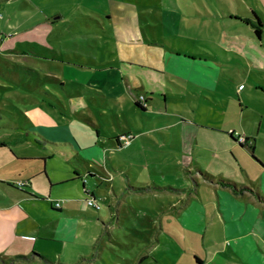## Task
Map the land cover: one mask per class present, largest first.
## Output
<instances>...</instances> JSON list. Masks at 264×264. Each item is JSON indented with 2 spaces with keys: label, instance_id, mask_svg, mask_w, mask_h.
I'll list each match as a JSON object with an SVG mask.
<instances>
[{
  "label": "rangeland",
  "instance_id": "374dc122",
  "mask_svg": "<svg viewBox=\"0 0 264 264\" xmlns=\"http://www.w3.org/2000/svg\"><path fill=\"white\" fill-rule=\"evenodd\" d=\"M152 1L129 0L143 12L137 18L133 7L124 5L130 19L107 14L109 0H0V179L20 181L26 162L15 158L24 155L46 157L54 182L78 171V160L59 156L28 134L29 125L47 127L48 116L58 120L63 107L69 113L106 112L103 136L121 127L131 131L115 138L122 148L109 155L108 171L93 162L106 180L93 182L95 198L78 182L70 185L78 188L79 199L72 202L83 213L73 237H50L54 225L46 223L45 206L38 204L35 215L18 223V229L42 237L24 257L9 254L8 243H0V264H137L145 238L160 241L144 264H194L193 252L203 264H241L225 246L211 199L220 180L235 181L249 196L252 180L259 184L260 166L252 155L264 163V42L253 46L252 31L229 18V12L235 15L244 5L253 6V0H240L244 5L238 0ZM187 6L203 16H184ZM139 24L150 42L132 34ZM155 41L199 49L194 60L186 58L189 63H175L190 79L165 82V101L150 100L136 86L148 83L138 67L118 62L143 65L155 74L162 59ZM126 94L146 112L129 110ZM111 97L119 98L120 108ZM129 111L132 115L126 116ZM177 116L185 122L173 124ZM91 197L93 205L87 202ZM191 199L207 215L202 213L195 229L179 220L187 218ZM6 205L0 198V207ZM30 254L40 257L24 259Z\"/></svg>",
  "mask_w": 264,
  "mask_h": 264
},
{
  "label": "crops",
  "instance_id": "0c3cea01",
  "mask_svg": "<svg viewBox=\"0 0 264 264\" xmlns=\"http://www.w3.org/2000/svg\"><path fill=\"white\" fill-rule=\"evenodd\" d=\"M155 1L158 2V0ZM257 1L261 3L263 9L259 7ZM111 2L113 3L111 4ZM238 2L243 4L240 0H238ZM151 3L152 5L154 4L152 0ZM109 4L110 8L106 13L112 15V12H115V17L117 18L119 15H123V17L133 19L130 11L123 13L124 10H122V8H124V5L132 6L133 11L137 14V18H140L143 13L137 10V3H131L129 0H109ZM157 4L158 3H156V5ZM141 5L145 6L146 4ZM203 7L205 6L203 5ZM205 13L207 17L212 15L211 12L208 11ZM231 14L232 13L229 12L231 24L235 23L237 25H242L246 30L252 31L253 35H250L253 43L252 45L258 44L257 47H261L262 42H264V0H253V6L249 5L246 7L244 5L243 10H239L235 15ZM183 15L185 16V14ZM106 16L109 18L108 15ZM197 16L203 15L196 9L195 12L188 14V17ZM254 17H257L261 23V32L259 35H256L254 32L255 27L252 25L255 23ZM138 29L139 30H133L132 34L141 36L144 41L150 42L144 37L140 24L138 25ZM154 43L160 45L159 49L162 51V59L160 62L161 70L154 72L155 74H153L152 69L143 65L126 64L121 59H119L118 62L124 66L132 65L138 67L140 71L146 74V81L148 83H145L143 86L137 82L136 86L146 91L147 94H150L152 96L150 100H153L154 97L157 96V98H163L165 101L167 90L164 91L161 89L165 87L163 86L166 84L165 82L175 85V78L185 82H188L190 79L189 73L181 71V67H178V65L175 66V63L178 62L180 65L184 64L182 62L189 63L190 61H187V59L194 60V55L199 49L195 51V49L190 46L189 50H186L183 46L180 47L183 51H180V48H176L177 46L175 43L171 46L172 48L169 47V43L164 44L156 41ZM217 47L221 49L219 45H217ZM205 55L208 54L205 53ZM208 56L215 59L212 54ZM169 71H171L169 73L171 75L170 78L167 76ZM66 95L68 98L74 96L73 94ZM127 98V107L129 106V110L132 111V107H134L142 113L146 112L147 109L142 111L137 108L135 102L132 105L129 95H127ZM110 100L112 103L117 104L116 108H120L118 106L120 102L119 98L111 97ZM125 101L126 100H124V102ZM164 108L167 110L165 106ZM82 110L83 109H81V111ZM81 111L75 109L74 112L69 113L68 110L63 107L60 111V118L58 120L48 116V121H46L47 127L42 125H38L37 127L29 125L31 132H28V134L37 138L35 141L39 140L42 144L54 150L59 156L62 157L68 154L78 160L81 167L78 168L77 172L72 171V174L68 176L69 178L63 175L54 182L50 174H48L46 157H31L24 155L21 156L23 158L17 157L15 159H21L26 162V166L23 167L24 173L22 175L20 174L18 179L27 182V186L19 189L14 185L20 181L14 182L11 179H0V198L7 200V205L0 207V243H8L7 251L9 254L16 253L23 256L27 253V249H34V241L38 239V237H42H34L32 234L28 235L18 229V223H26L32 215H35L38 204H43V206H45L43 210L44 212L46 211L48 215L45 216L46 223L54 225L53 230H50V234L52 235L50 237H54L59 241L70 240L75 233L77 225H80V216L83 214L82 211L76 209L72 202L73 200L79 199L78 188L73 186L70 187V185L78 182V185L80 184V188L85 194L89 193L95 198L93 182L97 181V184H105L106 180L101 176L99 170L96 169L97 165L95 166L93 162L100 163L101 167L108 171L107 159L109 155L118 148H122L115 138L120 133H131L130 129L121 127L119 132H115L111 129L108 136H103L101 127L108 123V114L101 110H98V115H90ZM156 113L159 117L166 115L163 112ZM125 115H132V112L129 111L125 113ZM182 122H185V120L177 116L173 124L180 125ZM72 130L75 131L74 134ZM36 131H38V137L34 134ZM104 131L107 132L106 129ZM92 133H94L96 137L94 140L91 137ZM140 133L142 134L141 131ZM110 135H114V137L110 139ZM78 136L83 137V139H79ZM139 137H141V135ZM230 139L234 141L231 135ZM232 143L235 144L234 142ZM132 144L131 142L127 147H130ZM1 147H4V145H0V148ZM110 148H112V150L108 151ZM10 152L12 153L11 149ZM251 153L253 152L251 151ZM14 155L13 152V156ZM252 159L255 161L256 165L258 164L260 166L258 172L259 184L257 185L256 179L252 180L251 187L253 190H249L250 195L248 196L245 195V187L238 185L235 181L220 180V188H215L216 198L211 199V210L212 214L217 215V219L222 222L224 241L226 242L225 246H227L228 251L238 256V262L241 264H264V163H262L260 159H256L253 155ZM206 176L209 177L208 174H206ZM195 200L196 199H191L189 202L191 205L186 207L189 211L188 215L184 213L185 210L181 212V216L186 215L187 218H179L180 223L183 226H187L189 229H195L194 225H198L199 222L202 223V218L207 216L205 215L206 210H204L203 205L197 203ZM56 202L59 203L58 208L55 207ZM203 212L204 216H201ZM40 220L41 219L38 218L37 222L40 223ZM202 231L205 232V229ZM159 241L160 240L151 241V238H145L139 243L142 246L143 255L138 260L137 264H144L147 262L149 256H152V253L157 248L156 245L153 244H157ZM137 248L138 246H136V249ZM222 253L225 254V251H222ZM32 257L40 256L30 254L24 259ZM192 258L194 264H203V261L196 252H193Z\"/></svg>",
  "mask_w": 264,
  "mask_h": 264
},
{
  "label": "trees",
  "instance_id": "16d2710c",
  "mask_svg": "<svg viewBox=\"0 0 264 264\" xmlns=\"http://www.w3.org/2000/svg\"><path fill=\"white\" fill-rule=\"evenodd\" d=\"M171 6L174 7L175 9L179 10V6L176 4V2H174V1L171 2ZM186 8H187V10H186L187 12L185 13V15H187V16H188V14H191L192 12H195V9H193V8H191L189 6H187ZM189 16H192V15H189ZM254 18H255V23L252 24L255 27L254 32L256 33V35H259L260 32H261V23L259 22L257 17H254ZM141 68H143V67H141ZM135 105L140 110H142V111L145 110V108L140 103L135 102ZM116 138H119V137H116ZM116 140L119 143L118 139H116ZM0 145L3 146V143L0 142ZM14 186L19 188V189H22V188L27 186V182L21 181V182L15 184ZM56 208H58V207H56Z\"/></svg>",
  "mask_w": 264,
  "mask_h": 264
},
{
  "label": "built area",
  "instance_id": "2783aa9c",
  "mask_svg": "<svg viewBox=\"0 0 264 264\" xmlns=\"http://www.w3.org/2000/svg\"><path fill=\"white\" fill-rule=\"evenodd\" d=\"M18 183H19V182H18ZM87 202H88L89 205H93L94 198H93V197L89 198V199L87 200ZM55 207H59V203H58V202L55 203Z\"/></svg>",
  "mask_w": 264,
  "mask_h": 264
}]
</instances>
